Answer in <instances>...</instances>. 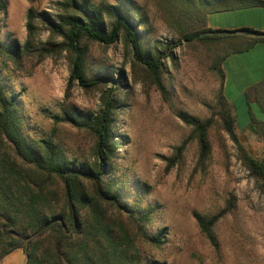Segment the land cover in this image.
I'll list each match as a JSON object with an SVG mask.
<instances>
[{"label":"rangeland","instance_id":"1","mask_svg":"<svg viewBox=\"0 0 264 264\" xmlns=\"http://www.w3.org/2000/svg\"><path fill=\"white\" fill-rule=\"evenodd\" d=\"M57 1L60 0H0L1 37L23 43L27 8L52 12ZM103 1L120 4L128 0ZM129 1L147 16L148 24L138 27L144 45L151 46L155 41L173 43L172 57L161 58L160 78L166 95L157 88L149 71L132 63L122 38L108 46L88 42L86 65L89 76L106 75L108 71L117 79V68L124 70L122 86L116 91L119 107L112 122L115 139L108 161L123 186V202L136 213L148 215L146 232H164L160 246L138 242L142 262L264 264V194L244 167L239 150L241 147L251 157L264 159V140L243 128L242 100L234 96L229 63L226 94L236 110L238 126L233 130L237 141L216 114L219 80L212 65L223 46L185 41L177 45L179 35L169 28L157 0ZM212 16L222 19L224 14ZM47 34L43 30L41 39ZM69 69L66 51L29 54L16 66L10 65V72H0V77H9L6 82L12 92L20 91L27 134L51 138L68 158L87 165L94 160L93 133L69 122L54 123L51 115L64 111L93 115L113 80L89 90L77 83L68 86ZM179 111L201 120L213 118L207 132L209 151L202 160L197 141L191 137V127L178 118ZM219 212L223 213L213 227L215 243H211L194 214L211 216ZM25 261L23 251L16 249L0 264Z\"/></svg>","mask_w":264,"mask_h":264},{"label":"trees","instance_id":"2","mask_svg":"<svg viewBox=\"0 0 264 264\" xmlns=\"http://www.w3.org/2000/svg\"><path fill=\"white\" fill-rule=\"evenodd\" d=\"M255 3L248 0L156 2L169 28L179 35L177 45L185 41L223 46L212 65L219 80L216 114L235 141L236 115L224 95L225 73L221 65L230 54L264 42V32L249 27L211 29L207 26V16ZM25 20L23 43L3 39L0 30V72H10V65L16 66L29 54L43 56L66 51L70 63L68 86L77 83L89 90L102 87L108 79L113 80V85L101 95L102 105L93 115L66 111L51 115L54 123L65 121L85 127L95 136L94 160L84 165L68 158L51 138L27 134L20 110V91L12 92L6 82L9 77L4 80L0 77V263L13 250L21 249L26 256L25 264H165L157 260L142 262L138 242L160 246L164 232H146L144 223L148 215L136 213L123 202L120 191L123 186L117 182L108 161L115 139L112 122L119 107L116 91L122 86L124 70L117 68V79L108 71L106 75L89 76L86 56L88 42L108 46L122 38L132 55V63L149 71L165 96L160 78L161 58L172 57L173 43L155 41L151 46L144 45L138 27L148 24L147 16L129 0L120 4L60 0L53 4L52 12L28 7ZM43 30L48 33L44 40L40 37ZM177 116L191 127L199 158L204 159L209 151L207 132L213 118L201 120L185 111L177 112ZM247 129L264 140V121L252 119ZM239 150L244 167L264 194V159L251 157L241 147ZM222 213L194 214L201 232L211 243H215L213 227Z\"/></svg>","mask_w":264,"mask_h":264},{"label":"crops","instance_id":"3","mask_svg":"<svg viewBox=\"0 0 264 264\" xmlns=\"http://www.w3.org/2000/svg\"><path fill=\"white\" fill-rule=\"evenodd\" d=\"M248 1L257 3L247 7H238L208 14L207 26L211 29L249 27L264 32V0ZM216 14H224V17L221 19L212 16ZM227 63L230 65L231 85L235 91L234 96L242 100L245 114L243 128H247L252 119L264 121V42H257L242 52L230 54L222 62L221 67L225 73L224 95L236 115L234 103L229 100L226 94L229 81Z\"/></svg>","mask_w":264,"mask_h":264}]
</instances>
